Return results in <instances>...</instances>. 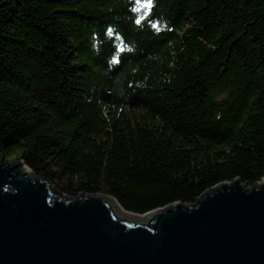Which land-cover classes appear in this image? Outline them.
<instances>
[{"label":"trees","instance_id":"trees-1","mask_svg":"<svg viewBox=\"0 0 264 264\" xmlns=\"http://www.w3.org/2000/svg\"><path fill=\"white\" fill-rule=\"evenodd\" d=\"M136 8L5 0L0 157L65 195L108 194L140 214L192 204L224 181L255 185L264 177V0Z\"/></svg>","mask_w":264,"mask_h":264},{"label":"water","instance_id":"water-1","mask_svg":"<svg viewBox=\"0 0 264 264\" xmlns=\"http://www.w3.org/2000/svg\"><path fill=\"white\" fill-rule=\"evenodd\" d=\"M30 172L0 157V264H264V177L140 214Z\"/></svg>","mask_w":264,"mask_h":264},{"label":"snow or ice","instance_id":"snow-or-ice-1","mask_svg":"<svg viewBox=\"0 0 264 264\" xmlns=\"http://www.w3.org/2000/svg\"><path fill=\"white\" fill-rule=\"evenodd\" d=\"M135 3H136V5H137V8H136L137 11H139V10H141V9H151L152 6H153V0H135ZM141 22H142V21H141L140 19H137V20H136V23H137V24H140ZM152 27H153V28H156L157 25L153 24ZM108 31H109L110 33L113 32L112 29H108Z\"/></svg>","mask_w":264,"mask_h":264},{"label":"rangeland","instance_id":"rangeland-1","mask_svg":"<svg viewBox=\"0 0 264 264\" xmlns=\"http://www.w3.org/2000/svg\"><path fill=\"white\" fill-rule=\"evenodd\" d=\"M31 174H33L32 172H30ZM34 175V174H33ZM53 187H54V185H53ZM55 189H56V187H55Z\"/></svg>","mask_w":264,"mask_h":264}]
</instances>
